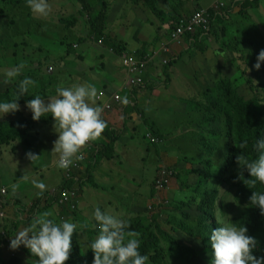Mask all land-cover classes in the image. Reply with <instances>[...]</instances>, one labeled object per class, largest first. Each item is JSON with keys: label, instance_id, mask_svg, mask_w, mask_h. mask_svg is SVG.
<instances>
[{"label": "rangeland", "instance_id": "obj_1", "mask_svg": "<svg viewBox=\"0 0 264 264\" xmlns=\"http://www.w3.org/2000/svg\"><path fill=\"white\" fill-rule=\"evenodd\" d=\"M213 1L215 0H156L158 9L153 11L148 7L135 5L128 0H108L107 32L118 39L127 51H135V49L129 47V43L135 44L136 48L147 46L148 49L146 51H148L161 44L171 33L174 24L170 28L168 22L173 16L176 17V22L183 15L186 17L191 16L198 8L209 7L208 5ZM259 1V9L252 8L246 10V12H241L242 9L238 8L235 9V12L231 16L227 13L228 18H226V21L221 25H217L212 30L213 34L209 35L208 39L204 38L199 41L206 46L205 50L195 45V42L186 41L182 46L178 45L180 55L184 54L179 57L177 63L172 58L173 54L163 57L166 61L170 59V63H176L175 67L181 68L184 75L192 76L190 80L194 82L196 93L182 88L178 82L179 78L176 79L177 86L171 87L172 94L163 93L158 97H153L150 94L151 90L149 88H138L133 91L137 92V94L134 95L135 99L132 101L138 105V108L143 112L145 117L149 113L155 112L150 107L149 102L159 101L156 106L161 109L162 101H166L168 98L176 106H179L182 102L189 107L190 111L200 110L204 111L202 114H205L207 113L205 108L208 107V100L214 98L213 91L222 79L230 80L233 86L242 92L246 90L250 81L256 85L264 84V63H261L259 70L254 67L259 52L264 50V0ZM48 2L52 7V12L45 19L37 18L33 15L30 8L27 7V0H0V91L4 90L6 86L19 85V82L23 80L20 75L10 84L2 82L6 70L11 69L9 66H18L21 63L24 64L21 73L25 71L22 73L25 77H28L27 73H32V71L38 69L43 78H37L40 73L31 74L30 76L34 77L29 78L35 84L29 87V91L37 93L40 88L46 86L45 81L48 84L49 91H52L53 86H56V88L58 86L71 87L74 84H79L74 81V78L67 77V73L63 72L64 56L57 55L56 57H50L47 55L48 48L45 47L47 40L60 41L64 46V49L60 50L61 53L67 56L72 54L77 57L81 55L79 50L74 49V45L89 43L95 58L94 60L87 59L89 64L92 62L98 63L103 52H105L103 47L99 46L91 36L87 16L76 0H48ZM71 16L77 18V22L73 26L61 24V19H69ZM238 20L241 23H238ZM71 32L73 33V37L70 35ZM256 36H258V39ZM257 41L258 45H254L253 42ZM110 53L116 55L113 52ZM117 57L119 58V56ZM159 65L160 67H157V70L154 68V72L158 71L157 73L162 74V68L168 64L162 65L160 63ZM47 66H52L53 71L49 67L47 68V72H45ZM247 68L251 69V71H248ZM78 73L83 75L81 70H78ZM154 82L155 86L161 83L160 80ZM161 89L164 90V88ZM29 91L20 96V100L34 99L35 95ZM56 95L57 93L48 94L44 98L47 102L48 97ZM127 96L131 97L130 95ZM19 105L20 111L8 113L0 117V120L22 117L32 118V113L26 106L27 103ZM195 106H200V108L194 109ZM45 119L48 120L46 121V125ZM185 124L186 121L183 120L181 124L167 128L166 130L170 134L166 133L162 140L159 139V144H153L157 146L158 151L156 152L159 160V164L153 174L152 170L147 174L142 172L143 167L149 170L155 161L154 155H147V149L144 147L145 142L140 138L142 146L136 144L137 140L130 143L132 150L130 157L140 161L134 162L131 160V164L126 167L139 175V185L135 188L136 192L138 191L137 197L139 203L143 202L141 206L148 207L153 205V203L159 204L171 201L174 208L173 212L171 211L172 206H162L159 208H166L163 218H166L168 213L177 214L184 218L183 210H188L190 207L197 209L198 204L202 203L208 208H214L215 219L219 226L231 224V219L238 210L235 194L228 186L220 189L216 203H213L209 198L205 199L203 196L201 197V194L191 191V188L197 185L200 176L198 177L195 174L186 176L184 174L179 178L170 174L169 183L165 188L160 191L155 189L156 193L154 192V195H152L153 181L158 179L162 168H174L176 172L203 168L202 166L200 167L198 162H191L185 157H181L178 160L177 157L169 156L174 148H177L179 151H186L188 148L203 147L199 139H193L195 136H198L196 135L198 134L197 130L201 131L200 128L196 127V124L200 123L192 122ZM40 125L44 126L42 131H28L24 137L8 145L0 146V199L7 201L6 199H15L16 196L20 199L31 200L40 192L39 189L34 187L33 180L42 181L46 185L44 193L50 192L54 196L55 191L62 185V180L67 179L61 174L62 169L56 166L55 162L58 160V156L51 152L54 147L53 142L58 139V134L53 128L54 120L51 116L42 117ZM151 131L149 130L148 132L152 133ZM178 137H180L179 141H177ZM147 140L149 142V139ZM183 140L189 143L185 148L181 149L182 145H185ZM29 151L40 157L36 161L31 162L26 155ZM161 166L163 167L160 169ZM142 173L144 174L143 176H141ZM23 176H26L27 179H23ZM85 177L79 179L82 180L79 181L82 185L80 192H82L84 184L85 186L91 184V182L85 183V179H89ZM14 185L15 188H13ZM2 188L6 189V194L1 193ZM93 189V187H88V190ZM146 189L147 192L145 193L143 190ZM182 192L186 195L181 196L180 193ZM50 193L47 194L50 195ZM47 194L45 195L50 200L52 196H48ZM46 196L41 197L42 200L36 206L37 208L34 212H32V208L34 205H37L36 201L38 197L29 202L31 213L29 214L28 210H26L22 215L23 225L25 226L21 225L19 227V224L18 231L26 227V225L29 226L35 217L44 212H51L53 215L50 218L55 219L58 223L72 217L69 214L60 219L58 214L61 209L56 205L48 206L46 204ZM193 197L196 199L192 200ZM189 201L193 203L190 205ZM11 205L12 200L8 202V206L11 207ZM7 210L5 212L4 210H0L4 214V217L0 219V229L2 226L5 227V231L4 227L0 231V264H11V262L25 263L26 259L24 256L26 255L24 251L27 248L21 245L18 249L13 250L10 247L11 239L14 238V235L18 231L16 230L17 232L10 237L6 236V226L10 225L13 228V224L17 222L14 220L16 217H12V210L9 208ZM120 215V218H122L125 214ZM190 222L194 223L195 219L193 218ZM77 232L79 233L73 234L75 238H72V247L77 245L75 239L80 243L78 237L82 235L83 229ZM1 233H4V236ZM174 237L181 243L187 244L184 238L175 234ZM84 241L87 243L88 238L85 237ZM161 241L166 255L162 264H208L201 257H191L189 254H182L177 249L174 254L170 255V245L163 239ZM28 259L37 264V259L30 257Z\"/></svg>", "mask_w": 264, "mask_h": 264}, {"label": "trees", "instance_id": "obj_2", "mask_svg": "<svg viewBox=\"0 0 264 264\" xmlns=\"http://www.w3.org/2000/svg\"><path fill=\"white\" fill-rule=\"evenodd\" d=\"M76 1L81 5L82 10L87 16L90 34L94 41L99 46L112 51L119 57L126 53L127 50L120 43V41L107 32L108 5L106 1ZM130 1L135 4L141 2H143V4L148 3L151 6H154L155 3V0ZM239 1L240 2L236 3L234 6V3L231 0H228L229 3L226 6V12L216 8H211L210 12L214 16L210 20L209 33L205 36L198 37L200 35V32H198L195 45H198L199 48L205 50L206 46L201 44L199 41L204 38L208 39L209 35L213 34L212 30H214L217 25H221L226 21V18H228L227 13L231 16V14L235 12V9L238 8L242 9L241 12H246L248 9H259L260 7L259 0ZM175 20L176 17L173 16L168 22V26L172 27ZM60 22L61 24L73 26L77 22V18L75 16H71L69 19H61ZM238 23H241V21L238 20ZM256 37L258 39V36ZM253 43L254 45H258V41ZM55 44V41H51V45L47 46V48L52 50L59 49ZM144 51L145 49L140 50L139 52ZM172 64L173 62L169 63L166 67L164 66L162 69V73L165 76L166 81H168V70ZM120 65L121 68L124 69L121 61ZM49 67L47 66L45 68V72H47V68ZM150 68H153V66L150 65ZM38 73H40V70L35 69L32 73H27V75L28 77H34L30 75ZM37 78L43 79L41 73ZM45 83L46 86L40 88L35 96L40 95L41 97H45L46 95L55 92L56 86H53L51 89L52 91H49L48 84L46 81ZM144 83L147 85L145 78ZM161 85L165 88L168 87L166 84ZM153 87H155V85L151 86V89ZM158 87L159 86H157V88ZM137 88H143V86H139ZM17 93L18 85L6 86L4 90L0 91V102H11L16 98ZM213 93L215 95L214 98L208 100V107L205 108L207 113L204 114V116L200 115L199 118H201V120L197 121L200 124H196V127L200 128L201 131L197 130L198 134L196 135L198 136L193 138L199 139L202 142L203 147L199 148L201 151H204L202 153V157L200 153L198 157H191V152L185 153L183 156L191 162H198L200 167L202 166L203 168L189 169L179 172H176L174 168L170 169L172 170V175L179 178H181L184 174H186V176H190L192 174H195L198 177L200 176L198 183L194 188L197 190V194H201V197L203 196L205 199L209 198L213 203H216L220 189L224 186H228L235 194V201L238 210V212L231 219V224L235 225L237 228L243 225L247 227V235L254 237L258 242L253 255L257 258L264 257V215L261 214L259 208L250 205L249 199L253 192L264 193V185H262L259 181H255V183L246 181L245 183V180H255V178L250 176L246 169L243 170L244 178L240 179L239 174L241 170L240 166L236 162V157L242 153L249 160L257 158L258 154L254 150V144L258 139H264V84L256 85L250 81L246 90L242 92L234 87L230 80L222 79L218 82ZM26 100H20V102L24 103ZM25 103H27V101ZM125 105L130 109L133 108L129 102L125 103ZM199 108L200 106L194 107V109ZM140 116L145 118L143 112H140ZM46 121L48 120L45 119V125ZM147 124L151 126V123ZM43 128L44 126L40 125V120L34 121L32 118L28 117L0 120V146L8 145L17 139L24 137L28 131L39 132L42 131ZM151 132L154 137L160 140L164 138L163 135H158L153 130ZM120 135L121 133L118 129L108 127L107 133L103 139L104 145L95 151L96 159H98L99 156L112 159L114 157V145L120 138ZM146 138L149 139L147 135ZM244 141H247V147L245 149L237 147ZM149 142L151 144L160 143H154L150 139ZM186 143L188 145L189 142L186 141ZM193 149L195 148L193 147ZM195 155L197 156V153ZM162 167L163 166H161L160 169ZM78 176L79 174L75 173L73 179L64 181L59 188H67L75 191L77 194L80 193L82 185L79 182L80 180H78ZM74 178H77V180ZM155 186L156 180L153 181L152 195H154L156 189ZM180 195L183 196L186 194L182 192ZM58 199L59 196L57 198V195L52 196L50 200L47 197L46 204L48 206H58ZM195 199V197L192 198V200ZM41 200L42 198L40 197L36 201L37 205H34L32 212L36 210V206L40 204ZM192 203L193 202H190V205ZM7 205L8 203L0 201V210ZM172 205L171 201L159 204L153 203V205L145 207L143 211L137 213V216L127 221L129 224L128 230L136 231L140 234L138 237L140 241L139 251L141 255H147L149 257L146 264L163 263L166 255L161 239L170 245V255L174 254L177 249L181 251L182 254H189L191 257H201L206 263L212 264L214 251L211 248V232L219 227V224L215 219L214 208H208L201 203L198 204L197 209H192L190 207L188 210H183L184 218L173 213H168L167 217L163 218L166 208H159L162 206L168 207ZM58 207L61 209L58 214L60 219L68 216L69 214L74 217V214H76V211L71 210L70 205ZM38 209L40 210V208ZM173 210L174 208L172 206L171 211L173 212ZM193 218L195 219L194 223L190 222ZM22 222V220L18 219L17 224L15 223L14 227L10 228L7 237L14 234L19 223ZM95 234L96 232L93 233L92 236H88L87 244H90L94 240L93 238ZM174 234L184 238L186 240L185 243L187 244L181 243L174 237ZM76 243L77 245L72 247L70 258L65 262V264H93L94 252L89 247L85 249L84 246H81V243L77 241ZM24 253L30 258L38 260V257L32 256L29 250L26 249ZM30 263L34 264L32 261Z\"/></svg>", "mask_w": 264, "mask_h": 264}, {"label": "clouds", "instance_id": "obj_3", "mask_svg": "<svg viewBox=\"0 0 264 264\" xmlns=\"http://www.w3.org/2000/svg\"><path fill=\"white\" fill-rule=\"evenodd\" d=\"M222 1L226 3V6L229 3L228 0H215L209 5V7L198 8L196 11L199 9L210 10L216 3ZM232 2L235 6L239 0H233ZM226 6L220 10L226 12ZM27 7L30 8L33 15L37 18L46 19L52 12V7L48 0H27ZM188 17L184 15L181 16L174 23L172 31L175 30L176 23L182 18ZM198 32L192 40L185 38L180 46L186 41L195 42ZM170 34L163 42L169 39ZM201 36L205 35H202L200 32L198 37ZM163 42L155 48L152 54L149 55H153V53L161 47ZM171 46L178 45L174 44ZM171 46L170 52L162 54V60H165L163 57H166V55L173 54ZM74 47H76V45H74ZM124 54L146 55L139 51L126 52ZM119 59H121V56ZM162 60L156 62V67H160L159 64L162 63ZM169 63L170 60H167L166 64L162 63V65H167ZM261 63H264V50L259 52L254 67L259 70ZM23 68L24 64L21 63L15 68L6 70L2 82L4 84L12 83L16 77L21 75V70ZM248 71H251V69H248ZM34 84L35 82L29 77H25L21 80L18 85L16 98L11 102H0V117H3L8 113L20 111V105L18 103L20 100L19 97L26 94L29 91V87L34 86ZM143 88H146V85L143 86ZM56 93V96L48 97L47 102L44 97L36 95L34 99L27 101L26 106L31 111L34 121H39L42 117L47 116H51L54 120L53 128L58 134V139L53 142L54 147L51 152L58 156V160L55 162L56 166L63 170V175L65 176L66 170L64 169L69 168L75 159L81 158L78 154L81 153L82 149L89 142L92 141L93 144V141H96L101 137L107 124L101 118V114L104 112H102V107L96 105V100H98V90L94 85L74 84L71 87L58 86L56 88ZM126 102L127 101L125 100V103ZM237 147L245 149L247 147V141L242 142ZM254 150L258 154L255 159L249 160L243 153L236 157V162L241 170L239 178H244L243 170L246 169L250 176L255 178V180H245V183L246 181L250 183L259 181L264 185V139H258L256 141L254 144ZM26 155L31 162L36 161L40 157L31 151ZM81 168L76 170H81ZM76 170L71 171L70 178L65 176L67 179H63V182L73 179ZM23 179H27V177L23 176ZM32 183L34 187L40 190L38 193L39 198L45 196V193L43 194V192L46 190V185L42 181L36 180H33ZM59 187L54 194L57 195V198L58 196L60 197L62 190H69L67 188ZM13 188H15V185ZM47 193L50 192H46V194ZM50 195L53 196L51 193ZM77 197L78 194L76 196V201L78 203ZM249 199L250 205L259 208L261 214L264 215V193L253 192ZM0 201L8 203L2 199H0ZM57 204L58 206L65 205H60L59 199ZM75 209L71 208L73 211H75ZM24 212H26V210ZM23 214L24 213H16L15 217L17 222L18 219L22 220ZM52 215L51 212H44L35 217L29 226L23 227L18 231L14 235V238L11 239V249L16 250L21 245L25 246L29 249L32 256L38 257L37 264H65L70 258L73 234L79 233L76 231L78 225L68 221H61L58 223L55 219L50 218ZM94 219L99 228V235L90 244L85 245L94 252L93 264H146L149 257L147 255H141L139 251L140 241L138 237L140 234L136 231L128 230L129 224L125 219L111 215L107 211H101L99 207L95 208ZM3 227L4 226L1 227L0 231H2ZM6 227L7 236L12 227L10 225H7ZM79 227L81 229L86 228L87 224H80ZM247 233L248 229L244 225L237 228L235 225L225 224L214 229L211 232L210 238L211 248L214 251L212 264H264V257L257 258L253 255V252L258 245L257 240L254 237L247 235ZM1 235L4 236V233H1Z\"/></svg>", "mask_w": 264, "mask_h": 264}, {"label": "crops", "instance_id": "obj_4", "mask_svg": "<svg viewBox=\"0 0 264 264\" xmlns=\"http://www.w3.org/2000/svg\"><path fill=\"white\" fill-rule=\"evenodd\" d=\"M105 1L107 3L108 0ZM130 2L132 3V1ZM135 5H142L144 7H148L149 9H152L153 11H156V9H158V7L156 6V0L154 6H151L148 3L143 4V2ZM107 30H108V21H107ZM70 35L73 37L72 32L70 33ZM55 43H56L55 45L58 46L59 49L52 50L48 48L47 55L50 57H56L57 55L64 56L65 59H64L63 72L67 73V77L74 78V81H76L77 83L94 85L97 88L98 93L100 91H103L105 94H109L112 91H118L122 86V84L125 82L127 74L125 69L121 68L120 59L116 55L111 54L109 50L103 48L105 52H103L101 59L98 61V63L92 62L91 64H89L87 59H91V60L95 59L94 53L89 43L87 42L81 43L80 45L75 44L76 47L74 49L80 51V55H81L80 57H77L76 55H72V54L67 56L66 54L61 53L60 50H63L64 46L60 41H55ZM49 45H51V41L47 40L45 42V47ZM129 47L131 49H135V51H140L145 49V51L143 52L144 54H152V52L155 50L157 46L148 51H146L148 49L147 46H143V47L141 46L139 48H136V45L133 43H129ZM171 48L173 52L172 58L173 60H176L177 63L179 57H181L184 53L180 55L178 46H171ZM127 52H134V51H127ZM166 56L168 57V55ZM155 62H157V60H155ZM176 63H174L169 70L168 81H166V78L163 75V73L162 74L157 73L158 71L154 72L155 70L154 68H156L157 70L156 64L153 66V68H149V70L145 73V79L147 82L146 88H149L151 90L150 94L153 97H158L160 94L163 93L172 94L171 87L177 86L176 83L177 78H179L178 82L182 88H186L190 90L192 93H196L194 82L190 80L192 79V76L184 75L183 72L181 71V68L175 67ZM15 67L17 66L16 65L9 66V68H15ZM51 67L52 66H50V68ZM78 70H81L83 75H80L78 73ZM52 71H53V67H52ZM24 72L25 71H23L22 73ZM22 73H21V77L24 79L25 76ZM154 80H160L161 83L157 85L159 86L158 88L157 86H155L153 87L154 89L153 88L151 89V86H153L155 83ZM161 84L164 85L166 84L168 87L165 88ZM161 88H164V90H162ZM29 92L32 93L33 95L36 94V92L34 91H29ZM55 93L56 90L52 94ZM121 94L123 96V101L126 100L127 101L126 103L129 102L132 105L131 107L133 108L131 109L128 108L125 105V102L122 101V104L120 103L115 104L112 110L104 111L101 114V118L106 122L107 127L105 128L101 137L96 141H93V147H89V148L84 147L82 149L87 159L81 164L82 165L81 170L75 171L76 174H79L78 180L86 176L85 178L88 177L89 179L88 180L85 179V183L91 182V184H87L86 186L84 184L82 188V192L79 193L78 203L75 209L76 214H74V217L65 219L64 221L77 224L78 227L76 231L82 230L79 227L80 224H87V227L83 228L84 230L82 235L81 236L79 235L78 237L79 241L81 242V245L84 246L85 249L87 248V246H85L87 245V243L84 241V238L85 237L88 238L89 235L92 236L93 233L95 232L96 234L93 239H95L99 235V228L97 226V222L94 219L95 208L99 207L101 211H107L109 214L115 215L118 218L121 217L120 214H125L124 216H122V218L128 221L129 219H132L135 216H137L138 215L137 213L143 211L146 207V206L145 207L141 206L143 202L139 203L137 197L138 191L136 192L135 190V188L138 187L139 185L138 182L139 175H137L130 168L126 167L131 164V160L134 162L140 161L130 157L132 152L130 143L137 140L136 144L142 146L140 138H142V140L145 142L144 147L145 149H147L146 150L147 155H154L155 161L149 170H146L145 167H143L142 172L147 174L149 173L150 170H152V174H153L156 171V167L159 164V160L157 158V152H156L158 150H157V146L151 144L146 139V135L147 133H149L148 131L153 130L158 135L164 136L166 135V133L170 134V132L166 130L167 128L173 127L177 124H181L183 120L186 121V124H189L201 120V118H199L200 115L204 116V114H202L204 111H200V110L190 111L189 107L182 102L180 103L179 106H176L173 102H170L168 98L166 101H162L161 109H159L156 106V104H158L159 101L155 100L149 102L150 107L155 112L149 113L147 117L142 118L140 116V112L142 111L138 108V105L134 103V101H132L135 99L134 95H136L137 92L135 93L133 91L129 92L126 90H122ZM127 95H130L131 97H128ZM18 103L24 104L25 102L21 103L20 101H18ZM96 103L97 105L102 107V101L100 102L96 100ZM147 123H151V126H149ZM108 127L116 128L121 133L120 138L117 140V142L114 145V150H113L114 157L112 159H108L106 157L99 156V158L96 159L95 151L97 149H100L104 145L103 139L107 133ZM179 138L180 137H178L177 141H179ZM183 143H185V145L184 146L182 145L181 148H185L187 146L185 140H183ZM189 152L192 153L191 157H198L199 153L201 154L202 157V153L204 151H201L199 148H195V149L188 148L186 151H179L177 148H174L172 152L169 154V156L177 157V159L180 160V158L183 157L185 153H189ZM196 153L197 156L195 155ZM61 174L63 175V170ZM143 175L144 174L142 173L141 176ZM88 187H93L94 189L88 190ZM143 191L146 193L147 189ZM191 191L197 193V190L195 188H191ZM36 197L39 198L38 193L31 200L20 199L16 196L15 199L12 198L9 200L6 199L8 202L12 200V205L11 207L8 205L5 206L3 210L5 212L8 211L7 208L11 209L12 217H15L16 213L17 214L25 213L24 212L25 210H28V213L30 214L31 208L29 210V202H31ZM23 201H28V202H23ZM99 201L101 202L99 203ZM14 220L16 221V219ZM21 225H23V223H20L19 227ZM24 258L26 259L25 263L11 262V264H32L30 263L31 260H29L27 256H24Z\"/></svg>", "mask_w": 264, "mask_h": 264}, {"label": "built area", "instance_id": "obj_5", "mask_svg": "<svg viewBox=\"0 0 264 264\" xmlns=\"http://www.w3.org/2000/svg\"><path fill=\"white\" fill-rule=\"evenodd\" d=\"M233 1V0H231ZM226 6L224 1L216 3L211 8L221 9ZM213 17V14L209 9H199L192 16L188 18H182L178 23H176V28L171 32L169 39L157 49L153 55H138V54H123L121 56V64L126 71V80L120 87L118 91L105 94L103 91L98 93V101H102V112L110 111L113 109L115 104H122L123 96L121 94L122 90L132 92L139 86H144V74L149 70L150 65H155V60H162V54L170 52V46L177 44L181 45L184 42L185 38L192 40L195 37V34L200 31L202 35H207L210 30V20ZM163 64H166L165 60H162ZM52 70V68H50ZM147 137L154 143H158L159 139L154 137L151 133L147 134ZM92 141L89 142L85 147H92ZM81 158L75 159L73 164L67 168L65 176L67 178L71 177V171L80 169L81 164L86 161L87 157L84 152L78 154ZM172 174V170L168 168H162L159 173V177L156 180V189L162 190L169 183V175ZM1 193H6V190L3 188ZM76 196L77 194L74 191L62 190L59 197L60 205H70L72 209L76 208ZM4 217L3 213H0V219Z\"/></svg>", "mask_w": 264, "mask_h": 264}]
</instances>
